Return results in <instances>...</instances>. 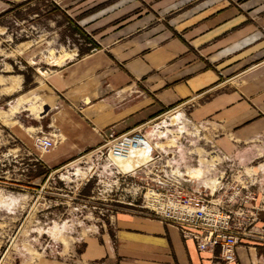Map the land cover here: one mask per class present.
Masks as SVG:
<instances>
[{
	"label": "crops",
	"instance_id": "0c3cea01",
	"mask_svg": "<svg viewBox=\"0 0 264 264\" xmlns=\"http://www.w3.org/2000/svg\"><path fill=\"white\" fill-rule=\"evenodd\" d=\"M26 1L0 0V13ZM75 3L71 6L77 9L87 6L80 15L93 10L80 27L92 35L99 50L43 68L44 75L37 71L35 88L23 95L34 93L33 98H38L30 102L36 104L38 125L52 122L63 135L60 146L44 156V163L56 168L93 151L102 143L98 131L127 133L182 109L188 116L182 112L184 119L176 126L184 125L190 136L193 132L188 128H194L190 122L198 125L203 151L219 150L233 158L236 165L262 180L264 190V0ZM142 3L152 10L143 9ZM47 102L48 111L43 112ZM157 125L162 128L163 123ZM163 138L158 141L164 142ZM143 164L136 160L131 170ZM177 164L193 165L194 159L181 151ZM254 215L253 230L264 232V211ZM113 224L112 234L106 231L85 242L83 260L220 262L219 249L200 251L195 241L160 221L117 214ZM263 252L264 238H243L232 264H261Z\"/></svg>",
	"mask_w": 264,
	"mask_h": 264
},
{
	"label": "rangeland",
	"instance_id": "374dc122",
	"mask_svg": "<svg viewBox=\"0 0 264 264\" xmlns=\"http://www.w3.org/2000/svg\"><path fill=\"white\" fill-rule=\"evenodd\" d=\"M75 1L28 0L0 13V264H109L83 260L85 242L106 231L112 234L117 214L157 220L146 215L150 213L146 197L151 188L161 187L160 181L170 182L160 162L158 171L142 165L122 173L112 157L108 160L92 151L56 168L43 162L60 146L63 135L52 122L38 125L36 104H30L38 98L34 93L23 95L35 88L37 71L44 75L43 68L99 50L92 35L81 28L93 10L80 15L86 0H77L82 1L80 9L71 6ZM143 9L152 10L149 4ZM170 123L161 131L177 133L165 137L164 142L173 145L180 132L179 126L167 128ZM144 125L143 134L152 131L151 122ZM132 131H98L102 137L98 148ZM41 135L53 139V147L40 148L36 139ZM193 135L189 140L196 142ZM233 180L231 176L226 180L229 188ZM260 256L264 264V252Z\"/></svg>",
	"mask_w": 264,
	"mask_h": 264
},
{
	"label": "built area",
	"instance_id": "2783aa9c",
	"mask_svg": "<svg viewBox=\"0 0 264 264\" xmlns=\"http://www.w3.org/2000/svg\"><path fill=\"white\" fill-rule=\"evenodd\" d=\"M141 136V132L132 131L112 139L108 147L95 149L91 153L108 160L112 154L125 157L130 154V146L121 140ZM36 142L42 149H49L54 145L53 139L45 135L38 136ZM212 153L217 159L210 167V175L213 174V178L221 176L214 191L202 181H191L184 175L175 174L173 168L156 154L149 167L158 171L156 165L158 162L162 163L164 176L170 178V182L160 181L161 187L151 188L146 197V208L150 213L146 212V215L175 227L184 239L195 241L200 251L219 249L218 264H232L237 260L236 249L241 244V239L252 236L264 238V232L254 231L252 227L256 220L254 213L264 211V190L261 191L262 180L257 175L247 172L244 167L240 168L233 158L225 156L222 151L208 152L206 157L211 159ZM230 176L234 180L229 188L226 180ZM157 177L160 179V176ZM252 188L257 191L253 192ZM227 191H231L229 197Z\"/></svg>",
	"mask_w": 264,
	"mask_h": 264
},
{
	"label": "bare ground",
	"instance_id": "6f19581e",
	"mask_svg": "<svg viewBox=\"0 0 264 264\" xmlns=\"http://www.w3.org/2000/svg\"><path fill=\"white\" fill-rule=\"evenodd\" d=\"M41 96L43 98L47 97L42 94ZM33 106L35 105H32L31 107ZM43 107H44V109L42 110L43 112L48 111V108H49L48 102L45 103ZM173 112H175L176 115L172 116ZM173 112L167 113L166 115H164V118L149 125V127L152 128V131H147V133L144 132L143 134V130H145V128H143L144 125L142 127L134 129V131L141 132L143 136L138 137V138H132L130 140L127 137L123 138L121 141L127 144V146H130L129 155H126L125 157H117L112 154L111 156H109V158L112 157V161L115 167L120 172L122 171L129 172V171H133L131 170L132 169L131 167H132V164L136 162V160L134 159L138 158L137 160L139 161V163H145L143 165H145L146 167H149V165L152 164L153 160L155 159V155L159 154V156L162 157L165 160V162L173 168V171L175 174L180 175V176L184 175L185 177H188L191 181L192 180L202 181V183H204L207 188L211 189V191H214V189L216 188L217 182L221 180V176L217 178H213V174L210 175L212 173L210 171L211 170L210 167L215 164L217 158L213 153L210 154L211 159L207 158L206 154H208V152H205L201 149V146L199 145L201 143V141H199V136L201 135V131L198 128L199 127L198 125L194 126V128L191 130L188 128V130L194 133L193 138L197 140L196 142L195 141L191 142V140H189L190 137L187 135V129L185 128L184 125L179 126L177 128V130L180 132V137H179V140H177L176 144L172 145L170 143L174 141L173 139L168 141V143L170 144H167L165 142L161 143L160 141H158V138L160 137H164V140H166L165 139L166 136L176 137L175 134L177 133H174L173 135L171 129H167V131L163 132L161 131L162 128H159V127H158L159 129L157 128L158 123L159 124L163 123L162 127H164L167 121L172 122V124L170 123L168 126H166L167 128L171 126L179 125L181 122V117L183 118L182 116L183 113L180 112L179 110H175ZM190 123L194 124L193 122H190ZM159 133H161L162 135H160ZM181 151H184L187 154L188 158L194 159L193 165H186V164L178 165L177 164ZM164 157H166L167 159H165ZM191 168L197 170V172L193 174V172L190 171ZM188 174H190L192 177ZM194 175L197 177L194 178L193 177Z\"/></svg>",
	"mask_w": 264,
	"mask_h": 264
}]
</instances>
